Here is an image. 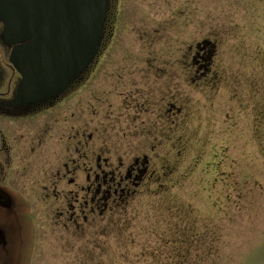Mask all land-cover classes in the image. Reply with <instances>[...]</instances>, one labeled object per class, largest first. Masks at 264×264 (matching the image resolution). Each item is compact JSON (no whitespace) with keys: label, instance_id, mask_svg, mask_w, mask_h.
I'll use <instances>...</instances> for the list:
<instances>
[{"label":"rangeland","instance_id":"rangeland-1","mask_svg":"<svg viewBox=\"0 0 264 264\" xmlns=\"http://www.w3.org/2000/svg\"><path fill=\"white\" fill-rule=\"evenodd\" d=\"M117 2L114 39L67 98V164L87 167L8 219V264H264V1ZM135 158L128 194L90 200ZM47 168L23 181L63 173ZM183 224L201 236L187 259L171 244Z\"/></svg>","mask_w":264,"mask_h":264},{"label":"flooded vegetation","instance_id":"flooded-vegetation-1","mask_svg":"<svg viewBox=\"0 0 264 264\" xmlns=\"http://www.w3.org/2000/svg\"><path fill=\"white\" fill-rule=\"evenodd\" d=\"M117 8V0H113L112 3L109 0L104 36L96 58L79 80L71 84L63 94L55 98L29 104L24 107L10 106L9 104L15 95L20 77L9 64V52L6 54L5 51L0 50V82L6 76V82L10 81H8L5 91L0 90V264H8L7 240L4 227L8 219H20L24 215L26 216L27 213L23 210L24 207H22L24 204L39 203L41 201L47 202L53 197L57 198V183L64 181L67 185V167H87L86 165H75L74 163L67 164V98L74 91L82 87V81H87L85 77H87L93 65L99 60L101 52L114 39V31L117 28ZM110 15H112V18L115 16V19L110 20ZM136 36L135 40L140 43L143 36L138 37L137 34ZM1 48L4 47L1 46ZM196 48L199 49L198 45ZM205 58L201 57L200 59L206 60ZM192 60L195 63V59ZM202 69L206 72L210 70L209 67ZM61 145L63 146L62 151L60 149ZM57 146L59 147L58 149L55 148ZM55 152L60 153L54 154ZM45 158H47L48 163H45ZM100 160L98 159L99 162L96 160L97 164H94L93 167H114L108 164V159H102L104 162L102 164ZM57 161L60 162L59 165H56ZM119 165V167L124 166L122 164ZM147 165L146 158L142 161L135 158L125 166L129 167L127 169V179L121 177L116 180L115 174L112 173V178L107 182V190L103 189L102 184L96 183L94 185L95 189L92 191L93 188L91 189L89 185L86 193L90 197L92 196L90 198L92 202H95L97 198V200L105 201L104 205L108 204L111 200H115V195H118L119 191L123 190L121 185L128 182V178L131 176L137 179L142 178L145 175L144 172ZM140 166L144 167V169L140 170ZM47 167H62L63 173L57 172L54 175H47L48 173H43L48 171V169L50 170ZM40 168L46 180L32 181L29 178L27 181H23L25 173L28 174V171L33 172L34 169H36L34 177H39L38 171H40ZM86 179L90 182L89 173ZM94 179L97 182L99 176L96 174ZM105 180V177H103L102 182H106ZM44 183L45 185H42ZM47 183L52 184V194L42 196L39 194L40 189H47ZM70 183H72V180H70ZM32 187H35L34 189H38L39 191L32 192ZM112 187H114V190ZM124 193L125 189L124 192L121 191V194ZM65 199L67 201V196H65ZM64 214L67 215V213ZM65 217L67 218V216Z\"/></svg>","mask_w":264,"mask_h":264},{"label":"water","instance_id":"water-1","mask_svg":"<svg viewBox=\"0 0 264 264\" xmlns=\"http://www.w3.org/2000/svg\"><path fill=\"white\" fill-rule=\"evenodd\" d=\"M107 0H0L1 40L21 76L12 107L57 97L96 56Z\"/></svg>","mask_w":264,"mask_h":264},{"label":"trees","instance_id":"trees-1","mask_svg":"<svg viewBox=\"0 0 264 264\" xmlns=\"http://www.w3.org/2000/svg\"><path fill=\"white\" fill-rule=\"evenodd\" d=\"M174 233L175 234L171 239V244L176 243L177 245H179V247H181V249L184 248L186 245L193 244V241H198L200 244L201 236L197 235L194 232L192 233L190 225L183 224L179 229H177V232ZM189 252L190 251L188 249H182L180 251L179 248L178 251L176 252V255L177 257L181 256V258L183 257L184 259H187L189 256L188 254Z\"/></svg>","mask_w":264,"mask_h":264}]
</instances>
